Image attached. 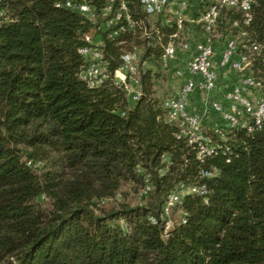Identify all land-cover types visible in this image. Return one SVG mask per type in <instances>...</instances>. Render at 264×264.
I'll return each instance as SVG.
<instances>
[{
  "label": "trees",
  "instance_id": "16d2710c",
  "mask_svg": "<svg viewBox=\"0 0 264 264\" xmlns=\"http://www.w3.org/2000/svg\"><path fill=\"white\" fill-rule=\"evenodd\" d=\"M64 1L0 0V264H264V132L233 129L229 151L200 163L165 119L161 45L143 36L140 0H128L136 26L114 39L116 25H102L110 0H70L91 5L93 19L55 5ZM234 19L223 10L218 28L236 33ZM243 28L264 42V0H252ZM161 29L165 43L173 29ZM86 34L101 39L110 73L141 49L151 67H141L138 99L111 76L97 86L80 77ZM145 177L152 189L142 195ZM179 182L206 183V201L186 194L164 236L162 205ZM125 185L141 201H127Z\"/></svg>",
  "mask_w": 264,
  "mask_h": 264
},
{
  "label": "built area",
  "instance_id": "2783aa9c",
  "mask_svg": "<svg viewBox=\"0 0 264 264\" xmlns=\"http://www.w3.org/2000/svg\"><path fill=\"white\" fill-rule=\"evenodd\" d=\"M140 4L149 21L143 36L153 35L161 45L159 68L170 72L176 81V86L170 85L172 92L162 101L165 119L176 124V137L187 141L197 160L203 163L218 151L227 153L229 147L223 142L233 129H244L247 134L264 132V42L249 38L243 28L252 20V0H140ZM55 5L95 17L94 8L86 2L66 0ZM223 10L239 12L240 19L231 23L237 27L236 33L219 30L218 20ZM103 16L107 17L102 24L104 30L116 25L108 32L112 39L133 30L137 24L128 0H110ZM164 26L173 30L167 41L161 43ZM84 39L88 45L79 48L85 59L80 77L90 86H97L111 76L116 85L123 87L130 101L138 99L141 67H151L148 61H141V49L124 51L121 63L110 73L101 39L95 41L90 34ZM125 42L122 39L119 44ZM226 76L229 77L224 81ZM162 161L169 163L168 156L162 155ZM137 172L141 173V169ZM216 173L211 169L199 171L205 178ZM144 183L141 193L147 195L152 185L147 177ZM206 193V183L183 182L168 193L162 205L161 217L166 219L164 236L168 235L171 225L172 208L181 204L186 194L203 196L206 201ZM151 222L157 220L152 217Z\"/></svg>",
  "mask_w": 264,
  "mask_h": 264
},
{
  "label": "rangeland",
  "instance_id": "374dc122",
  "mask_svg": "<svg viewBox=\"0 0 264 264\" xmlns=\"http://www.w3.org/2000/svg\"><path fill=\"white\" fill-rule=\"evenodd\" d=\"M220 30V29H219ZM157 84L155 85L156 93H162L164 95L172 92V88L170 85L176 86V81L172 80V76L170 72L160 71L157 73ZM197 102V100H195ZM121 191L125 193L126 200L131 204H136L141 201V197L139 195V191L132 188L130 185H125L121 188ZM141 193V192H140ZM143 195V194H142ZM122 200V196L120 194H116L115 197L106 202V206L116 204L117 202ZM179 210L174 209L173 213L170 216L171 221L175 220L179 216Z\"/></svg>",
  "mask_w": 264,
  "mask_h": 264
},
{
  "label": "crops",
  "instance_id": "0c3cea01",
  "mask_svg": "<svg viewBox=\"0 0 264 264\" xmlns=\"http://www.w3.org/2000/svg\"><path fill=\"white\" fill-rule=\"evenodd\" d=\"M228 77H229V76H226V78H224L223 80L225 81V79H227ZM224 81H223V82H224Z\"/></svg>",
  "mask_w": 264,
  "mask_h": 264
}]
</instances>
